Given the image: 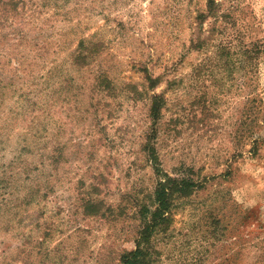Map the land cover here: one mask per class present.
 <instances>
[{
    "label": "rangeland",
    "instance_id": "obj_1",
    "mask_svg": "<svg viewBox=\"0 0 264 264\" xmlns=\"http://www.w3.org/2000/svg\"><path fill=\"white\" fill-rule=\"evenodd\" d=\"M205 1L0 0V264H264V55L206 60L264 42V0H216L196 50ZM157 166L194 185L139 243Z\"/></svg>",
    "mask_w": 264,
    "mask_h": 264
},
{
    "label": "trees",
    "instance_id": "obj_2",
    "mask_svg": "<svg viewBox=\"0 0 264 264\" xmlns=\"http://www.w3.org/2000/svg\"><path fill=\"white\" fill-rule=\"evenodd\" d=\"M212 19L213 23L212 26L207 32H209L208 37L203 36V24L205 20ZM230 18L229 12H223L221 10V3L217 2L216 0H206L203 8L197 9L195 11L194 21H193V36L190 39V44L193 49L200 50L204 48L205 46L209 45L208 41L210 38L215 34V31H218L219 34L225 33L224 31H219L220 27H222V23L224 21L228 22V19ZM225 28H223L224 30ZM206 31V30H205ZM237 42L238 44L236 45ZM235 44V48L238 47V51L233 53L237 56L239 55L238 61V68L242 71H245V74H252L254 69H256L255 60L259 59V57H262L264 55V42H260L259 44L257 42H251V45L244 46L242 42L241 34L237 36H231L228 33L223 34V39L216 44L215 52H214V58L210 59L212 56H209L206 60L210 64H215L217 61L220 62L221 59H228L232 54V44ZM217 58V59H216ZM223 61V60H221ZM225 65V61L223 62ZM209 67V65L207 64ZM212 68V67H209ZM208 70V69H207ZM151 84L155 83V80L157 78L153 79L152 77L147 78ZM151 87V85H150ZM248 98V97H247ZM256 98H248L247 103L249 106H247V114L248 118H251V110H261V106L264 105L262 101H259L258 104H254L256 101ZM160 104L159 101H153L150 104V111H151V118H157L158 112H159ZM255 144V143H254ZM146 148L144 149L147 152H151V157L154 154V147L145 144ZM156 166V164H155ZM155 170L157 171L156 175H158V182L156 184L155 191L153 193L154 195V202L156 204L155 211L151 213V222L148 224H145L142 230V236L139 243L146 242V237L149 233H151L152 230L161 227L164 222L169 220L171 217L170 212L168 211L171 203L174 201L175 197L174 195L177 193L185 192L186 189L189 187H193L194 183L191 180L187 179H179V178H171L169 175L164 174V179H160V173L161 170L159 167H155ZM197 186V184H196ZM149 211L147 209L144 210L143 214L146 215ZM147 255L143 252L141 249V246L138 245L137 249L130 252L128 255H125L122 257L121 264H149Z\"/></svg>",
    "mask_w": 264,
    "mask_h": 264
}]
</instances>
